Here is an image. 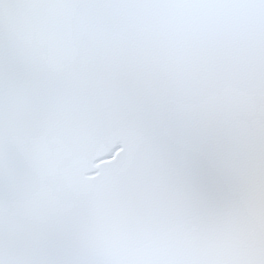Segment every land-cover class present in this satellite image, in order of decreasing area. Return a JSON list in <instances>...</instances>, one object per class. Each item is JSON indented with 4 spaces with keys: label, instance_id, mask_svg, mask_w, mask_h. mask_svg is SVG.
<instances>
[{
    "label": "snow or ice",
    "instance_id": "6c2138e0",
    "mask_svg": "<svg viewBox=\"0 0 264 264\" xmlns=\"http://www.w3.org/2000/svg\"><path fill=\"white\" fill-rule=\"evenodd\" d=\"M0 264H264V0H0Z\"/></svg>",
    "mask_w": 264,
    "mask_h": 264
}]
</instances>
